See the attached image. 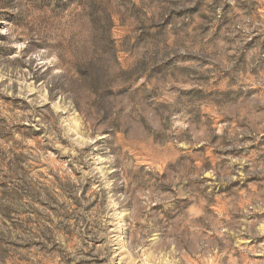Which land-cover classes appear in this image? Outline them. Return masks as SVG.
<instances>
[{
    "label": "clouds",
    "instance_id": "1",
    "mask_svg": "<svg viewBox=\"0 0 264 264\" xmlns=\"http://www.w3.org/2000/svg\"><path fill=\"white\" fill-rule=\"evenodd\" d=\"M0 264H264V0H0Z\"/></svg>",
    "mask_w": 264,
    "mask_h": 264
}]
</instances>
